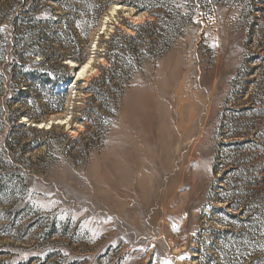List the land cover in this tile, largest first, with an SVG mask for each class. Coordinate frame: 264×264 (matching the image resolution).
<instances>
[{"label":"rangeland","instance_id":"374dc122","mask_svg":"<svg viewBox=\"0 0 264 264\" xmlns=\"http://www.w3.org/2000/svg\"><path fill=\"white\" fill-rule=\"evenodd\" d=\"M171 12L166 53L87 93ZM55 34L80 61L37 54ZM263 198L264 0H0V264H264Z\"/></svg>","mask_w":264,"mask_h":264},{"label":"trees","instance_id":"16d2710c","mask_svg":"<svg viewBox=\"0 0 264 264\" xmlns=\"http://www.w3.org/2000/svg\"><path fill=\"white\" fill-rule=\"evenodd\" d=\"M155 16V15H154ZM156 17V16H155ZM188 24L184 21V19H179L177 15H175L173 12L168 13L167 19L163 26L161 24H155V22H149L145 25L138 26L136 28H133V31L135 33L134 36H127L126 42L127 45L124 47H117L114 45V37L111 36L109 42L107 43V48L105 51V55L107 57L108 62L110 65L114 68H107L102 69L101 74L99 78L92 81V84L90 87L86 89L88 94L95 95L98 101H100L102 104L105 101L106 95H114L118 93L117 91L119 88L120 90L123 89L124 84H126V77L124 76L126 73H129L128 69H130L132 66L128 64L127 60H125L121 55L124 53V55H129L132 58H135L139 61V65H141L148 56H162L164 53H166L170 47H171V39H175L173 37H178L182 34V30L184 29L185 25ZM57 25V24H54ZM155 25L157 28H154ZM151 31H149V29ZM145 31L150 32V36L152 38V42L146 46L144 44V38H145ZM57 37H55L52 40H55L56 44L60 46V50L56 52L55 49H53L51 46L43 51H37L38 55H41L42 57H46L47 59L55 58V61H64V59L68 57H72L75 61H80V58L77 57L78 52L75 48L72 49V51L68 50L66 47H64L62 36L55 34ZM45 39L50 44V38L48 36H45ZM113 48L117 49V53H112L114 51ZM118 60V61H116ZM119 61H123V64H120ZM123 66V67H122ZM29 80L33 81L34 83H43L44 81L42 78L38 79L35 74L29 75ZM129 79V78H128ZM127 79V80H128ZM64 82V81H63ZM66 83V81L64 82ZM57 86V85H56ZM60 95V102L57 103V107L55 110L56 112L63 111L65 104H66V98L68 97L67 93L64 92H56L55 95ZM94 112L92 111L91 114ZM261 201L257 202L256 205L253 204V206L257 207L258 212L264 213V198L260 199ZM223 201H226L227 205L231 207V209L235 212L241 213L244 211L241 203L239 200L236 201H229L227 199H223Z\"/></svg>","mask_w":264,"mask_h":264},{"label":"bare ground","instance_id":"6f19581e","mask_svg":"<svg viewBox=\"0 0 264 264\" xmlns=\"http://www.w3.org/2000/svg\"><path fill=\"white\" fill-rule=\"evenodd\" d=\"M118 9H119V7L116 6V10H118ZM114 12H115V10L112 11V13H114ZM90 64H91V62L90 63L87 62L83 67H79L75 63L70 62V65H71L70 68L76 73L75 78L77 77V79H76L77 82L82 80L85 77V74L88 73L89 70H91ZM78 67H79V69H77ZM75 69H77V70H75ZM25 121H27V120H25ZM53 124L54 123L52 122V124H43V125L41 124L40 126L39 125H37V126L40 127L39 129H50L51 125H53ZM55 124H57V123H55ZM58 124H65V121H61Z\"/></svg>","mask_w":264,"mask_h":264},{"label":"water","instance_id":"95a60500","mask_svg":"<svg viewBox=\"0 0 264 264\" xmlns=\"http://www.w3.org/2000/svg\"><path fill=\"white\" fill-rule=\"evenodd\" d=\"M76 70V69H75ZM74 83V81L72 80L70 83H69V85H71V84H73ZM48 124H52V122H48ZM52 126V125H51Z\"/></svg>","mask_w":264,"mask_h":264}]
</instances>
